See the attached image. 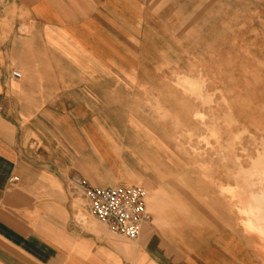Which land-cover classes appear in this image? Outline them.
I'll return each instance as SVG.
<instances>
[{"label": "crops", "instance_id": "obj_1", "mask_svg": "<svg viewBox=\"0 0 264 264\" xmlns=\"http://www.w3.org/2000/svg\"><path fill=\"white\" fill-rule=\"evenodd\" d=\"M150 1L0 0V264H264L241 190L192 174L167 128L116 121L104 86L120 78L105 74L130 51L120 36L152 19ZM159 3L182 19L183 0ZM126 153L134 167L105 168ZM128 184L148 191L152 216L136 239L111 233L84 188Z\"/></svg>", "mask_w": 264, "mask_h": 264}, {"label": "rangeland", "instance_id": "obj_2", "mask_svg": "<svg viewBox=\"0 0 264 264\" xmlns=\"http://www.w3.org/2000/svg\"><path fill=\"white\" fill-rule=\"evenodd\" d=\"M164 1H150L141 34L120 36L130 51L105 74L120 78L105 92L117 96L120 128H167L192 174L209 169L241 190L245 224L257 200L264 215V0H183L182 19L170 3L160 15ZM120 159L105 168L134 167ZM246 228L264 252V234Z\"/></svg>", "mask_w": 264, "mask_h": 264}, {"label": "built area", "instance_id": "obj_3", "mask_svg": "<svg viewBox=\"0 0 264 264\" xmlns=\"http://www.w3.org/2000/svg\"><path fill=\"white\" fill-rule=\"evenodd\" d=\"M10 78L20 79L22 73L14 70ZM84 188L92 213L115 235L136 239L140 236L144 224L152 219L147 207L148 191L142 186Z\"/></svg>", "mask_w": 264, "mask_h": 264}, {"label": "bare ground", "instance_id": "obj_4", "mask_svg": "<svg viewBox=\"0 0 264 264\" xmlns=\"http://www.w3.org/2000/svg\"><path fill=\"white\" fill-rule=\"evenodd\" d=\"M261 202V200H257L254 204L249 207V209L244 210V213L247 214L249 217L248 220L245 222V225L264 234V230L262 228V222H264V215L262 213V208H260Z\"/></svg>", "mask_w": 264, "mask_h": 264}]
</instances>
